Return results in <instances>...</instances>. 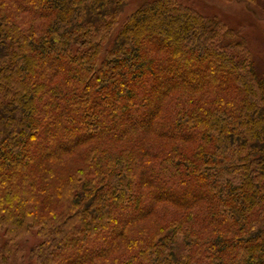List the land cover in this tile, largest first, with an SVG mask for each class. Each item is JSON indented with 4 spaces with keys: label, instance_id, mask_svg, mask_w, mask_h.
<instances>
[{
    "label": "trees",
    "instance_id": "trees-1",
    "mask_svg": "<svg viewBox=\"0 0 264 264\" xmlns=\"http://www.w3.org/2000/svg\"><path fill=\"white\" fill-rule=\"evenodd\" d=\"M0 0V264H264V83L176 0Z\"/></svg>",
    "mask_w": 264,
    "mask_h": 264
},
{
    "label": "rangeland",
    "instance_id": "rangeland-1",
    "mask_svg": "<svg viewBox=\"0 0 264 264\" xmlns=\"http://www.w3.org/2000/svg\"><path fill=\"white\" fill-rule=\"evenodd\" d=\"M151 0H127L118 17V25L112 38L124 22L144 2ZM208 19H216L224 27L238 33L244 39L254 68L264 83V0H176ZM39 243L35 233L20 238L9 264H38L31 249Z\"/></svg>",
    "mask_w": 264,
    "mask_h": 264
}]
</instances>
